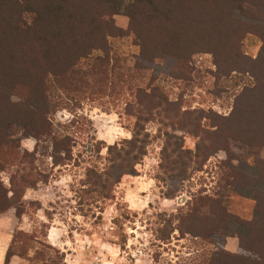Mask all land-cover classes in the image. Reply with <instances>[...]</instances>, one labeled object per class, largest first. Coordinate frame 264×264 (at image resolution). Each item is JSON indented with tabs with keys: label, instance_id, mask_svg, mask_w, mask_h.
<instances>
[{
	"label": "trees",
	"instance_id": "1",
	"mask_svg": "<svg viewBox=\"0 0 264 264\" xmlns=\"http://www.w3.org/2000/svg\"><path fill=\"white\" fill-rule=\"evenodd\" d=\"M261 7L264 0H0V172L12 170L9 186L0 176V213L12 205L21 208L26 189L35 188L40 180L34 166L25 163L34 160L36 147L21 152L10 137L11 128L20 127L24 136L35 138L36 145L47 141L54 165L69 160L74 138L67 133L57 134L50 115L63 107L64 96L79 99L77 95L90 85L88 78H95L92 85L102 90L110 86L114 90L121 84L124 73L118 65L112 74L110 66V38L114 37L132 35L138 47L132 65L141 76L147 72L146 62L153 64L174 55L184 64L195 54L207 52L213 55L218 78L236 74L249 76L251 81L235 94L230 111L219 115L200 108L184 109L183 97L168 98L154 84L156 75L149 74L144 85L134 86V99L126 103L127 113L134 117L131 137L120 141V145L107 146L109 163L104 170L87 168L83 182L87 186L80 204L112 198L115 170L127 171L130 159L136 163L146 154L151 141L147 123L151 119L172 128L179 126L210 144L203 146L198 141L192 151L184 148L183 138L165 131L162 162L166 171L174 173L171 177L182 176L194 163L201 166L231 139L246 144L255 156L264 145V54L256 59L247 56L241 41L244 34L254 32L264 48V25H244L236 13L254 18ZM117 13L128 17L127 29L115 25L113 16ZM169 74L183 77L187 69L180 65ZM13 93L18 100H12ZM203 119L209 120L212 128L205 127ZM80 122L91 125L86 118ZM93 139L94 135L89 134V140ZM100 144L93 143L97 153ZM252 158L257 175L235 170L226 184H241L248 189L254 183L264 184V160ZM195 197L193 206L178 215L173 230L208 242L221 240L218 252L200 264H264L262 193L253 194L255 215L248 220L227 213L219 195L199 193ZM227 235L238 237L236 253L222 247ZM9 248L10 243L3 264H7Z\"/></svg>",
	"mask_w": 264,
	"mask_h": 264
},
{
	"label": "rangeland",
	"instance_id": "2",
	"mask_svg": "<svg viewBox=\"0 0 264 264\" xmlns=\"http://www.w3.org/2000/svg\"><path fill=\"white\" fill-rule=\"evenodd\" d=\"M236 16L244 25L247 23L253 28L264 25V7L254 18L240 12ZM113 18L116 26L127 29L125 14L117 13ZM110 42L114 56L110 64L112 74L114 67L119 65L124 73L122 81L119 80L121 84L114 90L111 86L102 90L92 85L95 78H88L90 85L77 95L79 99L64 96L63 107L50 115L57 134L67 133L74 138L69 160L54 165L47 141L36 145L35 138L24 136L20 127L11 128L10 137L21 152H30L36 147L34 160L25 163L34 166L40 180L35 188L26 189L21 208L17 210L12 205L0 213V239L5 237L10 243L7 264L207 263L206 260L218 252L221 240L215 238L208 242L187 234L181 236L179 231L173 230L178 215L191 208L195 196L200 193L203 196L219 195L227 213L250 217L252 213L247 210L251 206L255 210L253 194L260 192L264 196V184L261 183H254L250 189L241 184H226L235 170L249 176L257 175L258 168L252 157L264 160V145L253 156L246 144L231 139L225 147L214 150L201 166L194 163L182 176L171 177L174 173L166 171L162 162L165 131L183 138L184 148L192 151L198 141L203 146L210 144L179 126L172 128L158 119H151L147 123L151 141L146 154L136 163L130 159L131 168L127 171L115 170L112 198L80 204L82 190L87 186L83 183L87 168L95 166L104 170L109 163L107 146L120 145V141L131 137L134 117L127 113L126 103L134 99V86L144 85L149 74L156 75L154 84L168 98L177 100L181 95L184 109L200 108L219 115L230 111L235 94L244 83L251 81L249 76L236 74L218 78L213 55L207 52L195 54L184 64L174 55L153 64L146 62L147 72L141 76L132 65L138 54L132 35L110 38ZM241 42L247 56L256 59L264 54L261 41L254 32L244 34ZM180 65L186 67V76L169 74ZM11 97L18 100L14 93ZM81 118L90 121V127L87 123L81 124ZM202 122L205 127L212 128L209 120ZM89 134L94 135L93 141L89 140ZM98 141L102 142L98 145L101 146L99 153L93 146ZM11 171L0 172L1 180L7 186ZM223 217L226 218L225 214ZM4 220L9 226L6 227ZM233 226L230 225V231Z\"/></svg>",
	"mask_w": 264,
	"mask_h": 264
},
{
	"label": "crops",
	"instance_id": "3",
	"mask_svg": "<svg viewBox=\"0 0 264 264\" xmlns=\"http://www.w3.org/2000/svg\"><path fill=\"white\" fill-rule=\"evenodd\" d=\"M247 211L252 213L250 217H246L245 215L240 216V214H239V216L243 219L248 220L255 215V212H254L255 210H253L252 206ZM3 216H2V218H3ZM5 217H7V216H5ZM3 223L6 225V227L9 226V222H6L4 220ZM6 237H7V235H6ZM222 241H223L222 245H223L224 250H226L230 253H236L238 251L239 239L236 235H227V236H225V238L222 239ZM8 245H9V241L7 239H5V237H4V240L0 239V264H3V262H4Z\"/></svg>",
	"mask_w": 264,
	"mask_h": 264
}]
</instances>
